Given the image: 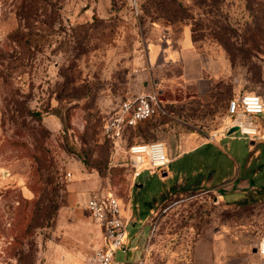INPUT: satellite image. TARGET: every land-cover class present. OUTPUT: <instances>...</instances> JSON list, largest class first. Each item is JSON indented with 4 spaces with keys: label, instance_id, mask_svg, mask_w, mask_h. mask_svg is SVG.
<instances>
[{
    "label": "rangeland",
    "instance_id": "obj_1",
    "mask_svg": "<svg viewBox=\"0 0 264 264\" xmlns=\"http://www.w3.org/2000/svg\"><path fill=\"white\" fill-rule=\"evenodd\" d=\"M187 42L183 61L150 55ZM141 92L156 115L104 138ZM243 92L264 100V0H0V264H87L82 202L100 192L120 200L131 264H264V113L258 138L228 133ZM188 135L218 144L132 175L129 144Z\"/></svg>",
    "mask_w": 264,
    "mask_h": 264
},
{
    "label": "built area",
    "instance_id": "obj_2",
    "mask_svg": "<svg viewBox=\"0 0 264 264\" xmlns=\"http://www.w3.org/2000/svg\"><path fill=\"white\" fill-rule=\"evenodd\" d=\"M155 92H141L122 100L103 120L102 134L113 143L121 140L129 128L152 118L157 112ZM229 128L236 127L244 137L256 139L259 137V114L264 113V100L253 92H243L229 98L226 105ZM162 141L136 142L128 145L127 152L131 158L138 160L137 165L131 164L132 175L139 176L138 166L146 162L147 169L152 171L164 167L169 159ZM70 173L67 176L70 177ZM91 222L97 229L95 243L86 261L88 264H131L121 259L130 246L126 240L127 221L122 214L120 200L114 195H97L91 193L83 202ZM258 254L264 255V240L257 246Z\"/></svg>",
    "mask_w": 264,
    "mask_h": 264
},
{
    "label": "crops",
    "instance_id": "obj_3",
    "mask_svg": "<svg viewBox=\"0 0 264 264\" xmlns=\"http://www.w3.org/2000/svg\"><path fill=\"white\" fill-rule=\"evenodd\" d=\"M188 46H189V42L181 44L182 50L176 51L173 48L164 47V46H157L154 43V44H152L150 46V55H151L152 58H154V60L157 59L159 56H161V57H163L165 59L166 63L172 64V63H175L177 61H181V60L183 61V60H185L188 57V55L186 56L185 55L186 53H184V51H186ZM182 63H183L182 65L186 64V62H182ZM189 71H190V68L185 66L184 72L186 73V72H189ZM211 142H214L215 144H218V142H215V139H212L210 141V140L206 139L205 137L196 136V135L184 136L183 138H180L179 142L175 143L174 145H170L169 143L166 142V144L164 143V145L168 147V151H167V157L169 159L168 163L173 162L175 159L180 157L183 153L196 152L199 149H201L203 146H205V145H207L208 143H211ZM171 146H175V147H171ZM196 183H198L199 185H203V183H205V184L206 183H210L211 185L216 186L219 182L213 183L212 178H209L208 180L201 179L200 181H198ZM237 183H239V181H237ZM246 184H247L246 180L242 179V182L239 184L240 185L239 188H242L243 190H245ZM252 187H254V186H252ZM248 191L249 190H247L246 192H248ZM87 197L85 198V200L87 199ZM85 200H84V202H85ZM83 204L84 203L82 202V205ZM96 233H97V229H96ZM96 233L91 235L92 238L95 239ZM86 263H87V261H86Z\"/></svg>",
    "mask_w": 264,
    "mask_h": 264
},
{
    "label": "water",
    "instance_id": "obj_4",
    "mask_svg": "<svg viewBox=\"0 0 264 264\" xmlns=\"http://www.w3.org/2000/svg\"><path fill=\"white\" fill-rule=\"evenodd\" d=\"M235 130H237L236 127H234V126H233V127H230L229 130H228V133H231V132H233V131H235ZM131 164H133V165H137V164H138V160H137L136 158H131ZM253 251H257V249L254 248Z\"/></svg>",
    "mask_w": 264,
    "mask_h": 264
},
{
    "label": "trees",
    "instance_id": "obj_5",
    "mask_svg": "<svg viewBox=\"0 0 264 264\" xmlns=\"http://www.w3.org/2000/svg\"><path fill=\"white\" fill-rule=\"evenodd\" d=\"M161 1H162V0H161ZM170 1H174V0H170ZM102 123H103V122H102ZM139 124H140V123H139ZM139 124H138V125H139ZM138 125H137V126H138ZM130 129H132V128H129V129L127 130V132H128ZM127 132H126V133H127ZM102 135H103V134H102ZM103 136H104V135H103ZM104 138H106V137L104 136ZM106 139H107V138H106Z\"/></svg>",
    "mask_w": 264,
    "mask_h": 264
}]
</instances>
